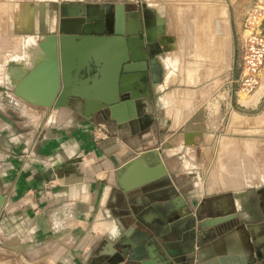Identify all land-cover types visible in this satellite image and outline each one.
<instances>
[{"label": "crops", "instance_id": "crops-1", "mask_svg": "<svg viewBox=\"0 0 264 264\" xmlns=\"http://www.w3.org/2000/svg\"><path fill=\"white\" fill-rule=\"evenodd\" d=\"M54 2L56 8H49L53 20L45 31L56 34L64 2L68 3L71 9L78 3L98 5L111 3V10L116 4H121L125 14L131 10L132 12L140 10L145 30L144 38L156 42L159 40L158 50L153 52L156 60L148 61L146 76L136 78L133 76L136 73L130 74L129 86L139 94L148 92L135 99L133 116L126 103L128 101L126 94L114 105L113 112L109 108H101L88 115L85 114L83 102L79 99H69L67 104L55 107L26 101L14 93L15 84L11 87L12 92L6 90L5 94L0 92L1 103L5 96L10 95L19 101L18 105L24 107V104H30L41 115L37 122H33L32 127H27L26 123L25 127H22L23 125H16L17 115L9 111L11 113L9 117L0 112L3 119L0 121V194L4 196L0 207V264H111L108 252L112 250V243L109 240L112 234L119 230L127 231L134 226L137 233H141L137 229L149 232L154 229L162 233L171 254L180 263L183 262L181 258L184 252L191 249L195 240L194 247L200 249L201 254L199 263H203L210 260L208 257L202 260L203 255L209 250L210 243L204 237H196L193 240L189 234L181 236L186 232L185 227H191L194 220L201 221L212 214L235 216L234 219L238 222L248 225L252 220L250 210L257 217L255 236L258 239L263 237L262 229L258 226L264 222L262 214L264 209L258 204L263 199L260 193L262 188H259L264 183L262 174L259 176L262 183L248 184L241 188L239 180L244 178L249 182L252 180L251 175L246 174L240 178L239 172L237 174L233 172L232 174L237 175L233 177L215 170L220 181L226 179V185L224 182L223 185L239 187L231 191L205 194L203 191L195 192L187 184L179 182L183 166L166 159L167 154L181 151L185 147V152L192 162L200 165L207 157L210 163L212 155L200 151L203 148L201 143L207 142L201 139L203 132L199 130L194 132L192 129L194 127L186 125L190 118L191 124L199 122L197 109L189 113L190 117L178 122L180 127L185 125L184 131H176L173 135L181 136L180 144L171 138L167 139L170 141L169 148L166 146L165 137L162 138V142H157L159 136L164 133L162 131H167L172 124L177 123V120L166 118L167 112L159 115L157 111H162L164 105L159 107L152 100L153 92L166 90L170 84L178 80L175 79L159 88L157 84L165 83L167 73L161 57L164 53L178 52L180 47L175 48L171 38L175 39V35L180 38L185 34L166 30V33H163L169 37L167 43L164 42V36L156 31L157 16L140 7L139 0H54ZM41 37L42 35L37 39ZM22 63L11 64L5 75L13 77L15 68L28 70L34 64ZM168 66L172 67L173 64L170 63ZM70 75L74 76L72 71ZM5 77L1 79L4 80ZM75 84L79 86L76 81ZM147 87L149 89H146ZM170 91H165L159 99L164 102L163 98ZM259 96L254 97V103ZM199 97L200 94L192 96L194 100H199ZM215 123L214 119V130H209L215 131L212 133L216 136L212 144L216 152L217 144L222 149L218 157H223L225 163L233 143L226 139L223 143L221 139L236 137L230 136V131L227 130L226 134H217ZM97 127H102L101 131L105 133L100 138L95 135ZM191 133H195L199 140L196 141L195 135L191 139ZM189 138L193 145L199 142L197 147L187 144L185 146V143H190ZM210 143L211 140L207 142L208 148ZM244 144L251 149V143L249 145V142L245 141ZM191 148L195 151L198 148L197 156H191ZM237 155L232 158H237ZM135 156H138L139 160L132 165L130 162ZM160 159L163 160L174 183V191L179 193L176 199L180 202L177 205H181L184 199L189 205L185 215L179 218L180 227L171 226V230L168 216L172 214L168 215L153 206V203H149V197L141 188H132L133 180L137 176L147 175L150 168ZM213 175L216 176L214 171ZM199 179L200 177H197L195 181L198 183ZM155 183L156 186H160L158 181ZM161 187H158L157 192L162 190ZM163 201L166 200L155 203L159 205ZM180 209L184 210L183 207ZM160 210L164 217L160 215ZM228 233L222 234L217 243L224 250H234L241 245L239 233L230 231ZM229 260L222 258L221 262L227 264ZM258 264H264V260Z\"/></svg>", "mask_w": 264, "mask_h": 264}, {"label": "rangeland", "instance_id": "rangeland-1", "mask_svg": "<svg viewBox=\"0 0 264 264\" xmlns=\"http://www.w3.org/2000/svg\"><path fill=\"white\" fill-rule=\"evenodd\" d=\"M139 5L157 16L156 31L161 32V36L165 37H163L164 42L167 43L169 37L165 35L166 30L185 34L180 38L176 35L175 39L171 38L175 48L180 47L178 52L165 53V57H161L166 67L165 79L166 77L167 79H164L165 83L157 84L159 88L175 79L178 80L170 84L166 90L153 92L152 100L159 107L164 105L162 111H157L159 115L167 112L166 118L177 120V123L172 124V127L167 131H162L164 133L159 136L157 142H162L163 137L166 141L170 138L172 140L177 136L171 137L175 135L176 131H184L185 125L180 127L178 122L190 117L189 113L193 109H197L196 115L200 118L199 122L191 124L190 118L186 125L194 127L193 131L203 132V136H201L203 141L211 140L210 148L207 147V142H203L201 143L203 148L200 150L212 155L210 163L207 157L200 165L197 162H192L185 152V147L181 151L167 154V160H172L177 165L183 166V170H180L181 180L179 182L187 184L195 192L203 191L205 194L231 191L233 188L239 187H229L228 185L226 187V179L220 181L215 170L225 172L227 176L233 177L237 176L232 174L233 172L236 174L239 172L240 178L246 174L251 175L250 182L244 178L239 180L241 188L248 184L254 185L261 182L259 176L261 167L264 165V66L260 84L254 91L244 93L240 89L241 83L238 80V62L244 36L242 34L248 32V30H244L243 23L256 7L259 5L264 7V0H139ZM56 6L54 0H0V92L2 94H5V90L12 92L11 86L14 85V80L18 77L15 75L16 73L13 77L5 75L6 69L11 64L22 65V62L33 64L32 59L36 54L32 53L33 49L36 50L39 47L37 38L50 27L53 15L49 8H56ZM205 17L207 19H204ZM223 17L224 19H222ZM220 20L225 21L227 28L220 23ZM221 29H228L226 32H229V35L226 36L228 37V40L225 39L226 42H224L225 34L219 31ZM261 29L264 32V18ZM219 38L222 43L219 42ZM157 43L159 45L158 39ZM16 59L22 62H16ZM170 63L173 64L172 67L168 66ZM4 76L6 77L2 80L1 77ZM165 91H170L163 98L168 105L160 100V95L165 94ZM197 94H200L199 100H194L192 96ZM255 96L259 97L254 103ZM4 98L5 100H2L4 104L0 100V112L9 117L11 116L10 112L17 115L16 125L20 124L25 127L26 123L27 127H32L33 122L40 119L41 115L30 104H24L23 107L18 105L19 101L17 102L10 95ZM214 119L217 134H226L227 131H230V136L236 137L221 139L223 143L225 139L233 143L225 163L223 157H218L222 149L217 144L216 152L212 144L216 137L212 134L215 131L211 132V129L214 130ZM2 120L0 116V121ZM14 128L17 129L16 126ZM194 135L195 133H191L190 138L192 139ZM194 137L196 141L199 140L196 135ZM190 138L188 140L190 143H185V146L187 144L197 147L199 142L193 145ZM245 141L249 142V145L251 143V149L249 146H245ZM169 148L171 147L169 146ZM190 151L192 157L197 156L198 148L196 151L191 148ZM234 155L238 157L233 159ZM197 177H200L198 183L197 180L195 181ZM169 186L173 190L175 189L173 182ZM261 187L263 184L259 188Z\"/></svg>", "mask_w": 264, "mask_h": 264}, {"label": "water", "instance_id": "water-1", "mask_svg": "<svg viewBox=\"0 0 264 264\" xmlns=\"http://www.w3.org/2000/svg\"><path fill=\"white\" fill-rule=\"evenodd\" d=\"M73 7L71 9L68 3L64 2L58 33L46 32L37 39L43 55L17 80L13 87L14 93L30 103L55 107L67 104L69 99H79L83 102L85 114L88 115L101 108H109L113 112L114 105L126 94V103L133 116L135 99L148 92L139 94L130 87V74L136 73L133 75L136 78L146 76L148 61L156 60L153 52L149 50V44L154 40L144 38L141 11L136 10L134 15H131V12L125 14L121 4H116L111 10V3H78ZM147 56L151 57L147 59ZM70 71L73 72V77ZM139 81L137 79L141 85ZM138 160V156H135L130 163L134 164ZM164 177L169 180L163 185H170L171 178L163 160L160 159L150 168L147 175L137 176L133 180L132 188H143L144 184L157 182ZM163 185L160 184L161 188H164ZM167 195L166 203L179 193L174 191V194ZM262 198L263 201L259 205L264 209V183ZM3 199L4 196L0 194V207ZM153 206L168 215L172 214L168 216L171 222L169 230L175 225L178 226L179 218L185 215V211L180 209L183 203L168 209L160 207L157 203ZM161 210L160 215L164 217ZM249 213L252 220L248 225L238 222L234 219L235 216L225 214L211 215L201 221L194 220L190 227L191 231L192 228L194 230L193 237L202 236L210 243L207 254L202 258L204 260L208 257L210 260L203 263H199L200 249L194 247V242L191 249L184 252L181 258L183 262L180 263L171 254L162 233L154 229L150 232L137 229L141 232L137 233L135 226L127 231L119 230L112 234L109 239L112 250L108 252V259L111 264H225L221 259L228 258L230 260L227 264H258L264 260V222L258 225L263 235L258 239L254 233L257 217L253 211L250 210ZM262 214L264 217V210ZM184 230L186 232L182 233L183 237L188 234L189 227ZM229 231L238 232L240 236L241 245L234 250H224L217 243L222 234L225 235Z\"/></svg>", "mask_w": 264, "mask_h": 264}, {"label": "built area", "instance_id": "built-area-1", "mask_svg": "<svg viewBox=\"0 0 264 264\" xmlns=\"http://www.w3.org/2000/svg\"><path fill=\"white\" fill-rule=\"evenodd\" d=\"M263 8L261 5L256 7L243 23L244 30L248 32L242 34L244 36L240 46L238 80L241 83L240 89L244 93L254 91L261 82V72L264 66V32L261 29L264 18ZM101 128L97 127L95 131L97 138L105 134Z\"/></svg>", "mask_w": 264, "mask_h": 264}, {"label": "flooded vegetation", "instance_id": "flooded-vegetation-1", "mask_svg": "<svg viewBox=\"0 0 264 264\" xmlns=\"http://www.w3.org/2000/svg\"><path fill=\"white\" fill-rule=\"evenodd\" d=\"M135 12V11H134ZM134 12H132V10H131V15H134ZM149 50L150 51H152V52H154L155 50H158V43L156 42V41H151L150 42V44H149ZM153 56H155V55H153ZM151 56H147V59H149ZM167 172H168V170H167ZM168 174H169V172H168ZM169 176H170V174H169ZM171 178V177H170ZM165 178H162V180H160V181H158V183L159 184H164V182H165V180H164ZM157 183H155V182H151V183H147V184H144V186H143V188H141V187H138V189H140L141 188V190H143V192L149 197V203H155V202H157V201H161V200H163V199H166L167 198V192L165 191V189L166 188H168L169 187V185H166L164 188H162V190L160 191V192H157L159 189L155 186ZM170 188V187H169ZM262 188V187H261ZM172 189V188H171ZM260 193H262V190L260 191ZM159 194V195H158ZM254 198H255V196H254ZM255 201H256V199H254V203H255ZM263 201V199H261V201H259L258 202V204L260 203V202H262ZM261 206V205H260ZM183 208H184V210L183 211H185L186 209H187V207H189V205H188V202L184 199V201H183V206H182ZM186 212V211H185ZM198 214L200 215V212H198ZM212 215H218V214H212ZM219 215H221V214H219ZM191 228L189 227V232H188V234L189 235H191V237H193V232H194V230H193V228H192V231L190 230ZM195 230L196 231H198L196 228H195ZM187 234V235H188ZM196 237H202V236H199V235H196L195 236V238ZM194 237H193V240L195 239ZM194 242H195V240H194Z\"/></svg>", "mask_w": 264, "mask_h": 264}, {"label": "bare ground", "instance_id": "bare-ground-1", "mask_svg": "<svg viewBox=\"0 0 264 264\" xmlns=\"http://www.w3.org/2000/svg\"><path fill=\"white\" fill-rule=\"evenodd\" d=\"M210 16V15H209ZM207 17V16H206ZM204 18V19H207V18ZM203 19V18H202ZM203 19V21H206V20H204ZM222 19H224V17L222 18ZM198 20V19H197ZM199 22V21H198ZM207 22V21H206ZM220 23L221 24H223V25H225V27H226V23H225V21L223 22L222 20H220ZM202 24H203V22H202ZM205 24V23H204ZM208 24V23H207ZM220 24V25H221ZM200 27V26H199ZM227 28V27H226ZM200 29V28H199ZM208 30V29H207ZM228 29H225V30H223V29H221V30H219L220 31V33H222V34H225V38H224V42H226L227 40H228V37H226L227 35H229L228 33L229 32H226ZM198 31V30H197ZM200 31V30H199ZM206 31V30H205ZM246 31V30H245ZM159 35H161V34H159ZM204 35V34H203ZM200 36V35H199ZM220 39V38H219ZM225 39H227V40H225ZM206 40V39H205ZM219 42H221L222 43V40L220 39L219 40ZM208 45V44H207ZM210 45V44H209ZM39 46V45H38ZM204 47V46H203ZM223 48V47H222ZM194 49V48H193ZM35 51V53H36V57H34L33 58V63H35L36 61H37V59H39V57H41V55H42V49L40 48V46L36 49V50H34ZM165 53L163 54V57H165ZM157 68V67H156ZM158 69V68H157ZM14 71H15V73L18 75V77H16V80H14L15 81V83L17 82V80L27 71V68L26 69H21V67H19V68H15L14 69ZM157 72V71H156ZM262 73V72H261ZM262 80V79H261ZM14 83V84H15ZM10 86V85H9ZM12 87V86H11ZM174 137V136H173ZM172 137V138H173ZM172 140H174L176 143H179L180 144V142H182L181 141V136H179V135H177L174 139H172ZM166 141V140H165ZM170 144V141L169 140H167V142H166V146L167 145H169ZM133 165V164H132ZM264 166V165H263ZM261 167L262 168V170H261V173L260 174H262V176H263V178H264V167ZM165 179V182L164 183H166L169 179H168V177H164ZM262 181H264V180H262ZM250 182V181H249ZM253 182V181H252ZM166 192L167 193H170L171 195L172 194H174V190L173 189H166ZM179 202L180 201H178L176 198H173V200H171V201H168L167 203L166 202H161L160 204H159V206L160 207H162V208H166V209H168V208H170V207H172V206H174V205H177V204H179Z\"/></svg>", "mask_w": 264, "mask_h": 264}]
</instances>
